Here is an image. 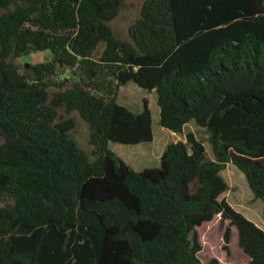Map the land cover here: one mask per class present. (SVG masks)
Wrapping results in <instances>:
<instances>
[{
  "label": "trees",
  "instance_id": "16d2710c",
  "mask_svg": "<svg viewBox=\"0 0 264 264\" xmlns=\"http://www.w3.org/2000/svg\"><path fill=\"white\" fill-rule=\"evenodd\" d=\"M124 2L0 0V264H221L199 257L218 214L224 249L234 226L264 264V229L220 198L233 163L264 202V0H145L129 40L111 26ZM41 51L51 59L20 70ZM129 81L156 91L161 126L204 128L213 158L193 132L157 167L113 152L154 140L148 102H117Z\"/></svg>",
  "mask_w": 264,
  "mask_h": 264
},
{
  "label": "rangeland",
  "instance_id": "374dc122",
  "mask_svg": "<svg viewBox=\"0 0 264 264\" xmlns=\"http://www.w3.org/2000/svg\"><path fill=\"white\" fill-rule=\"evenodd\" d=\"M145 0H125L119 14L111 21L116 34L129 40L130 26L140 15ZM103 46L98 49L97 56L100 55ZM52 54L50 51L34 52L16 59L17 65L21 71L25 70V63L37 64L50 60ZM63 77L71 78L69 70L64 71L59 79ZM152 112L154 140L152 142H143L138 144H125L110 141L109 148L130 164L136 171L147 167L160 166V159L166 146L171 142H186V134L193 132L206 146L207 155L213 158L208 134L204 128L197 126L193 121L189 122L183 133L178 134L175 140L174 132L164 128L160 124V109L157 105V93L155 90H149L137 85L134 81H129L119 87L117 102L127 106L133 111H142L144 102ZM61 114H65L64 109H60ZM70 115L76 119V126L72 130L73 137L87 150L92 147L88 142L89 126L86 121L76 111ZM2 138L0 137V142ZM222 176L227 181L229 188L221 195L237 211L243 213L246 217L264 229V202L261 199H254L253 193L249 188L244 173L233 163H227L221 171ZM229 224V221H223L220 214L216 215L211 221L203 223L199 228L200 242L202 250L199 257L202 263H206L211 258L219 259L221 264H251L250 257L244 252L238 241V232L236 227L232 226L231 242L229 250L224 249L223 234Z\"/></svg>",
  "mask_w": 264,
  "mask_h": 264
},
{
  "label": "crops",
  "instance_id": "0c3cea01",
  "mask_svg": "<svg viewBox=\"0 0 264 264\" xmlns=\"http://www.w3.org/2000/svg\"><path fill=\"white\" fill-rule=\"evenodd\" d=\"M163 127V126H162ZM165 128V127H164ZM174 135H175V140L176 138L178 137V134L174 132Z\"/></svg>",
  "mask_w": 264,
  "mask_h": 264
}]
</instances>
